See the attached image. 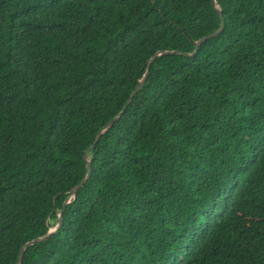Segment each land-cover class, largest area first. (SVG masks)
<instances>
[{"label":"trees","instance_id":"1","mask_svg":"<svg viewBox=\"0 0 264 264\" xmlns=\"http://www.w3.org/2000/svg\"><path fill=\"white\" fill-rule=\"evenodd\" d=\"M62 211L22 264H264V0H0V264Z\"/></svg>","mask_w":264,"mask_h":264},{"label":"water","instance_id":"2","mask_svg":"<svg viewBox=\"0 0 264 264\" xmlns=\"http://www.w3.org/2000/svg\"><path fill=\"white\" fill-rule=\"evenodd\" d=\"M212 4L215 5V0H212ZM215 11H216V13L218 14V16H219V18H220V20H221L220 27H219L216 31H214L211 35L206 36V37L200 39L199 41L195 42V43H194L195 52L197 51L198 47H199L200 45H202L205 41H208V40L213 39V37L217 36V35L223 30V27H224V20H223L222 12H221V10H220L217 6H215ZM195 52H194V53H195ZM161 53H162V52H158V53H156L153 57H155L156 55L161 54ZM164 53H165V52H164ZM166 53H168V54L178 53V54L180 55V52H174V51H169V52H166ZM185 56H191V55H185ZM147 75H148L147 72L143 75V77L141 78V80H140L139 83L137 84L135 90L132 92V94L129 96V98L127 99V101L124 103L125 105L123 106V109H122L121 113L126 109V107H127L128 105H130V102L132 101V99H133V98L136 96V94L141 90V88L143 87V85H144V83H145V80H146V78H147ZM121 113H120L118 116H116V118H114L111 122H109V123L104 127V129H102V130L99 132V134H98L97 137H96V140H95L94 143H93V144H92V145H91V146L85 151V154H87L88 151H89L90 149H94V148H95V146H96V144L99 142L101 136L104 134V132H105L109 127H111V126L116 122V120L119 119ZM87 166H88V172H87L86 177L81 181V183H80L77 187H75V188L73 189V191H72L70 197L67 199L66 203L64 204V208L69 204L71 198H73V197L76 196L77 192L81 189V187L89 181V179H90V177H91V173H92V167H91V162H90V161H87ZM62 220H63V211H62L61 214H60V217H59V224H58V227H57L55 230L50 231L47 235H44V236H41V237L35 238V239H33V240L27 242V243L23 246V248H22V250H21V254H20V258H19V262H18V264H22L23 259H24V255H25V252H26V248H27L28 246H31V245H33V244H36V243H38V242H40V241L45 240V239H47L48 237H51V236H52V235H53V234H54L59 228H61Z\"/></svg>","mask_w":264,"mask_h":264}]
</instances>
